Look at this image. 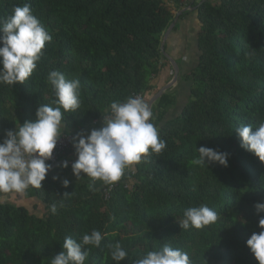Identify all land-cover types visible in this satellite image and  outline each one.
<instances>
[{"label": "trees", "instance_id": "16d2710c", "mask_svg": "<svg viewBox=\"0 0 264 264\" xmlns=\"http://www.w3.org/2000/svg\"><path fill=\"white\" fill-rule=\"evenodd\" d=\"M24 4L52 40L24 84H0V135L34 120L39 104L52 103L51 70L81 82V106L65 114L64 134L102 121L112 101L141 94L149 104L152 82L169 62L163 37L184 9L196 11L202 25L200 61L177 118L168 119L176 103L170 90L153 106L166 148L126 171L109 201L100 181L95 190L64 187L68 168L59 166L26 193L46 206L43 217L0 204V264H50L65 236L79 239L93 229L105 238L99 248L87 246L85 264H116L106 245L117 241L128 253L120 264L165 243L188 252L194 264H258L246 241L264 216L254 207L264 202V162L241 147L235 128L264 121V0H0V19ZM201 146L228 153V166L192 165ZM200 204L219 214L217 222L182 230L183 210Z\"/></svg>", "mask_w": 264, "mask_h": 264}, {"label": "clouds", "instance_id": "9594fccd", "mask_svg": "<svg viewBox=\"0 0 264 264\" xmlns=\"http://www.w3.org/2000/svg\"><path fill=\"white\" fill-rule=\"evenodd\" d=\"M52 35L34 15L31 6H16L10 16L0 19V84L15 86L24 84L37 68L42 50ZM47 84L55 99L51 104L42 103L36 108L35 119L26 120L15 130H7L0 142V193L26 194L29 189L41 188L52 165L58 141L64 134L65 114L76 113L81 106V82L78 78L68 79L58 70L47 75ZM153 112L140 95L126 97L123 101H112L104 109L102 125L88 134L78 133L72 139L76 156L71 164L73 175L89 179L92 190L96 181L112 186L127 170L146 157L159 154L166 148V141L159 135L152 122ZM241 147L264 162V121L235 128ZM198 157L190 161L201 168L220 164L228 166V153L201 146ZM62 167L67 168L65 161ZM85 174L82 176L81 174ZM59 177L53 176V180ZM67 187L69 181H62ZM68 195V193H65ZM257 214L264 213V202L255 205ZM55 214L57 207L53 205ZM218 213L207 204L189 206L183 210L178 221L182 230L202 229L217 222ZM111 217L110 220H114ZM243 222V221H242ZM259 232H253L246 245L258 264H264V216L258 221ZM105 235L97 229L84 233L79 239L65 236L62 251L51 257L50 264H85L88 259L87 246L99 248ZM106 247L116 264L128 257L127 251L117 241ZM133 264H194L189 253L171 244L146 251Z\"/></svg>", "mask_w": 264, "mask_h": 264}, {"label": "crops", "instance_id": "0c3cea01", "mask_svg": "<svg viewBox=\"0 0 264 264\" xmlns=\"http://www.w3.org/2000/svg\"><path fill=\"white\" fill-rule=\"evenodd\" d=\"M197 1L199 2L200 0ZM204 1L206 0H201V2ZM184 12L185 10H183L182 13H176V17L179 18L176 21L175 27L172 29L168 37H163L166 54L171 56L172 59L176 61L180 69L179 80L177 84L169 91V93L174 95L176 103L172 107V109H170L168 119L177 118L189 103L191 99L193 82L191 80H188V76L191 75L193 71L198 67L200 61L198 39L201 33L202 25L196 11L191 10L188 14H185ZM174 76L175 71L173 65L169 61L163 67L160 75L156 77L152 82L155 90V94L153 93V97H155L162 88L171 83L174 79ZM101 125L102 121H96L92 125L82 128L78 131V133H84L86 135L93 128H99L101 127ZM4 136L5 134L0 135V142L3 141ZM75 159L76 156L72 147V149H70L67 154L61 158L60 162L62 163L67 161L72 164ZM67 168V175L62 179V181L64 179H67L69 181L68 185H88L92 183L87 178L77 180V178L73 175L71 165H68ZM134 168L135 165L132 166L130 170H134ZM81 175L84 176L85 174L82 173ZM0 204H9L17 207H22L27 209L34 215H44L46 211V206L40 200H38L37 198L27 199L26 194L0 193Z\"/></svg>", "mask_w": 264, "mask_h": 264}, {"label": "built area", "instance_id": "2783aa9c", "mask_svg": "<svg viewBox=\"0 0 264 264\" xmlns=\"http://www.w3.org/2000/svg\"><path fill=\"white\" fill-rule=\"evenodd\" d=\"M184 2H188L190 0H183ZM135 95H140L143 97L141 94H135ZM144 98V97H143ZM77 134H64L61 139L58 141V144L56 148L54 149L53 156L51 160L48 161L51 165L57 164L60 162L61 158L67 154V152L72 149V139L75 137ZM116 183L112 186H108L104 190V199L106 201H109L111 198V193L115 189ZM132 187V185L128 184V187Z\"/></svg>", "mask_w": 264, "mask_h": 264}, {"label": "water", "instance_id": "95a60500", "mask_svg": "<svg viewBox=\"0 0 264 264\" xmlns=\"http://www.w3.org/2000/svg\"><path fill=\"white\" fill-rule=\"evenodd\" d=\"M182 13V12H181ZM180 13V14H181ZM179 17H176V19L173 21V23L171 24L170 28L168 29V31L166 32L165 34V38L168 37L172 31V29L175 27L176 25V21L178 20ZM162 51L164 53V55L166 56V58L171 62V64L173 65V68H174V71H175V76H174V79L172 80L171 83H169L167 86H165L164 88H162L160 90V92L155 96L153 97L150 102H149V106L151 107V109H153V106L154 104L163 96L165 95L169 90H171L178 82L179 80V77H180V69L176 63V61L174 59H172L171 56L167 55L166 52H165V44L163 43L162 44ZM67 162V161H66ZM64 162H59L57 164H54L52 165L51 167V170L48 172V174L50 172H52L53 170H55L56 168H58L59 166L63 165ZM68 165H71L69 162H67ZM47 174V175H48Z\"/></svg>", "mask_w": 264, "mask_h": 264}, {"label": "rangeland", "instance_id": "374dc122", "mask_svg": "<svg viewBox=\"0 0 264 264\" xmlns=\"http://www.w3.org/2000/svg\"><path fill=\"white\" fill-rule=\"evenodd\" d=\"M199 3H201V0L199 1ZM184 10H186V9H184ZM36 216L43 217L44 215H36Z\"/></svg>", "mask_w": 264, "mask_h": 264}]
</instances>
